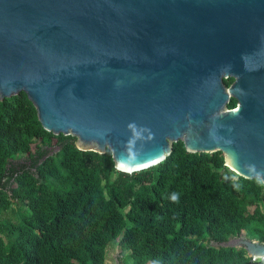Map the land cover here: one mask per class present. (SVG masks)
<instances>
[{
  "label": "water",
  "instance_id": "obj_1",
  "mask_svg": "<svg viewBox=\"0 0 264 264\" xmlns=\"http://www.w3.org/2000/svg\"><path fill=\"white\" fill-rule=\"evenodd\" d=\"M22 92L46 131L119 171L182 141L264 184V0H0V100Z\"/></svg>",
  "mask_w": 264,
  "mask_h": 264
},
{
  "label": "trees",
  "instance_id": "obj_2",
  "mask_svg": "<svg viewBox=\"0 0 264 264\" xmlns=\"http://www.w3.org/2000/svg\"><path fill=\"white\" fill-rule=\"evenodd\" d=\"M75 140L46 131L25 93L0 100V264H264L242 246L210 244L264 242V184L232 172L220 151L179 141L126 173L109 150Z\"/></svg>",
  "mask_w": 264,
  "mask_h": 264
},
{
  "label": "rangeland",
  "instance_id": "obj_3",
  "mask_svg": "<svg viewBox=\"0 0 264 264\" xmlns=\"http://www.w3.org/2000/svg\"><path fill=\"white\" fill-rule=\"evenodd\" d=\"M44 149L46 150V152L48 153V154H52V153H54L57 149H58V147L56 146V145H51V146H46V147H44ZM23 158V156L22 155H17V156H15L14 157V159L15 160H21ZM233 172V171H232ZM7 216H9V214H6V217ZM248 239H251V240H255V241H259L258 239H256V238H250V237H248V236H246V235H242V236H237V237H232V238H230V242H229V244H232V245H234V246H240V245H243L242 244V241H244V240H248ZM210 244H214V245H219V243H217V242H214V241H210ZM224 244H228V243H224ZM117 252L115 253V257L117 256ZM262 261V260H261Z\"/></svg>",
  "mask_w": 264,
  "mask_h": 264
},
{
  "label": "flooded vegetation",
  "instance_id": "obj_4",
  "mask_svg": "<svg viewBox=\"0 0 264 264\" xmlns=\"http://www.w3.org/2000/svg\"><path fill=\"white\" fill-rule=\"evenodd\" d=\"M232 81H233V78H230L229 80H228V85H230L231 83H232ZM228 85H226V86H228Z\"/></svg>",
  "mask_w": 264,
  "mask_h": 264
}]
</instances>
